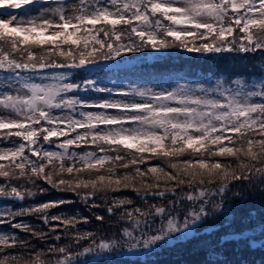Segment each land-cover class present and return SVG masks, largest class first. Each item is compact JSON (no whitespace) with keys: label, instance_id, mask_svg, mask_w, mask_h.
Here are the masks:
<instances>
[{"label":"snow or ice","instance_id":"snow-or-ice-1","mask_svg":"<svg viewBox=\"0 0 264 264\" xmlns=\"http://www.w3.org/2000/svg\"><path fill=\"white\" fill-rule=\"evenodd\" d=\"M0 9V71L6 73L0 141L11 145L0 148V177L7 182L0 184V197L26 201L47 193L42 181L126 223L118 238L97 243L95 232L77 227L90 223L89 217L50 211L74 201L0 209V225L12 230L0 231V264H73L82 253L71 246L82 241L90 242L85 253L121 244L163 248L201 228L204 246L218 251L227 237L214 243L212 234L225 225L209 221L228 193L246 185L264 194V79L123 91L98 87L92 79L66 82L71 72L45 70L81 69L145 48L264 53V0H77L71 6L64 0H0ZM81 90L125 99L88 104L77 98ZM87 146L93 150H74ZM153 160L166 167L148 164ZM122 190L141 205L110 195ZM25 216H35L48 231L13 222ZM94 219L103 224L106 216L96 213ZM62 239L69 243H57Z\"/></svg>","mask_w":264,"mask_h":264},{"label":"trees","instance_id":"trees-1","mask_svg":"<svg viewBox=\"0 0 264 264\" xmlns=\"http://www.w3.org/2000/svg\"><path fill=\"white\" fill-rule=\"evenodd\" d=\"M123 42L127 43V39ZM200 41H197L199 43ZM46 72H71L67 82L82 83L84 79H92L98 81V87H108L116 89L121 83L126 80H157L159 78L173 74L177 77H183L188 80L204 81L207 86H211L215 80L241 78L249 84L258 82L264 79V53H239L225 52L218 54H199L189 53L184 49L172 47L165 50H153L151 48L141 49L139 52L124 53L121 57L110 61H98L97 65H88L81 69H48ZM87 99H83L88 104H92L89 97L98 96L106 97L105 93H97L95 91H79ZM93 95V96H92ZM80 108V106H77ZM82 109V108H80ZM48 147V145H44ZM55 150V149H54ZM75 151H92L91 146L83 149H74ZM35 159V157H33ZM148 164L166 165L159 160L149 161ZM143 169L145 165H140ZM125 169L117 168V172L123 173ZM4 178L0 177V184H6ZM13 185L20 181H11ZM44 187H48L47 193H37L31 198H26V201H16L13 198L0 197V209L9 208L18 210L20 207H28L32 204H39L48 201H56L64 199L66 201H74L71 204H65L58 209H51L54 215L61 216H87L90 219L88 224L77 225L81 232H95L97 234V243L101 239L111 241L116 239L118 229L126 226L123 221H118L116 217L107 218V214L102 208L88 209L84 202L78 199L73 193H66L51 189L44 182H38ZM240 185L233 187L228 193L227 211L217 214L214 221H209L210 224L225 225L224 227L215 230L212 234V240L215 243L220 240L222 235L227 232L235 233L227 237L225 243L218 251H210L202 243L204 229H200V233L195 237H190L188 240L173 239V243L165 247H153L149 251L151 254L131 259L127 256H122L121 252L128 249L126 245H116L109 249L94 248L91 252H83L84 247H88L90 242H81V247L77 248L72 245L73 253H82L73 260V264H264V194L260 191L247 194V198H243L240 192L239 197L233 196L234 192H238ZM25 187L32 188L31 184H26ZM35 190V189H33ZM117 197L127 196L136 201V206H140L141 202L136 195L129 190H122L119 193H114ZM150 203H158L157 200L149 198ZM96 203H101L97 200ZM106 216L103 224L95 221L94 214ZM23 221L31 226L42 231H48V228L41 220L35 216L17 217L13 222ZM225 221L230 222L225 224ZM254 222L256 225H254ZM57 223V222H52ZM259 224V225H258ZM62 227V226H61ZM0 230L11 232L7 226L0 225ZM18 235H24L19 233ZM62 234V233H61ZM253 238L255 242H252ZM48 243H53L49 241ZM61 245L68 244L67 239H62L57 242ZM39 247V245H38ZM155 249V250H154ZM103 251L102 258L98 257V253ZM112 251V252H111ZM154 251V252H153ZM147 253V250L143 254Z\"/></svg>","mask_w":264,"mask_h":264},{"label":"rangeland","instance_id":"rangeland-1","mask_svg":"<svg viewBox=\"0 0 264 264\" xmlns=\"http://www.w3.org/2000/svg\"><path fill=\"white\" fill-rule=\"evenodd\" d=\"M64 2L66 4V6H71L72 4H75L77 2V0H64ZM4 10L5 9H0V11H4ZM7 11H12V12L19 13V10L18 9L17 10L7 9ZM33 14L36 15L38 13H35L34 12ZM69 14H71V13H69ZM5 75H6V73H4L3 71H0V86H2V84H3V77ZM179 84H186V85H189V86H195V85H198V84H202L205 87H208L204 81H201L200 82V81L188 80L186 78L177 77V76H175L173 74H170L169 76H165V77L159 78L157 80L155 79V80H148V81H146V80H143V81L142 80H137V81H135V80H132V79H128V80L125 81V83H121L119 85L120 87L117 88L116 90L127 91L131 87H133V86H135L137 88H141V89H144V88H152L155 91L172 90L173 88H175ZM0 90H2V88H0ZM69 95H71V94H69ZM76 95H77V98H82L84 100L87 99L86 97H84V95H82L79 92ZM89 98L90 99H93V100H91L92 102L100 101V99H99L100 97H98V96L89 97ZM103 99L122 100V99H125V98L124 97H121L119 95H115L114 94L111 97H109L108 95H106V97L101 98V100H103ZM136 99L139 100L140 98L139 97H136ZM78 109L79 110H83V111H92V112L105 111L103 109L92 108V107H83L82 109H80V108H78ZM106 111H108V112H114L115 110L109 109V110H106ZM3 147H11V145L10 144H7V143H5L3 141H0V148H3ZM239 187L240 188L237 191L240 192L241 194H243L242 195L243 198H247L248 197L247 194L250 193V190H253L254 191L253 193H257L259 191L258 188H256V189H249L246 185H240ZM221 210H223L222 212L229 210L228 209V205H227V199L225 201V204L222 206ZM254 225H256L255 222H254ZM0 231H3V230H0ZM231 232H233V231H231ZM231 232L229 231L227 233H224L222 235V237H224V236H231V235L235 234V233H231ZM176 238L177 237H174L173 239H176ZM250 240L252 242H255V240L253 238H250ZM152 248H150V249H143V248L131 249V248L128 247V249L124 250V252H121V255L122 256H127V257H129L131 259H135V258L139 257V255L146 256V254H151V256H153L152 255L153 253H149V251L152 250ZM145 250H147V253L143 254L145 252ZM102 254H103V251L101 250V252L98 253V257L102 258Z\"/></svg>","mask_w":264,"mask_h":264}]
</instances>
